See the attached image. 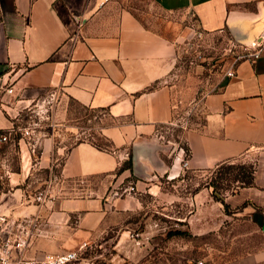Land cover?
<instances>
[{"label":"crops","instance_id":"crops-1","mask_svg":"<svg viewBox=\"0 0 264 264\" xmlns=\"http://www.w3.org/2000/svg\"><path fill=\"white\" fill-rule=\"evenodd\" d=\"M148 1L167 13L191 15L190 25L197 30L226 31L248 50L264 29V0ZM101 2L0 0V83L12 87L0 95V131H10L8 142L0 145V212L15 223H30L23 255L68 249L74 238L101 232L112 213L137 207L132 196H73L70 183L117 176L133 180L139 191L141 184L165 173L164 158L173 146L165 130L185 101L198 104L202 120L180 131L188 155L177 147L170 160L172 175L180 169L208 170L225 160H250L252 185L237 188L223 201L264 234V43L256 59L238 60L232 76L222 75L216 89L196 101L194 91L184 94L171 81L175 42L141 24L123 0ZM188 29L185 23L179 26L178 37ZM50 90L61 101L102 110L106 122L100 132L110 149L82 140L65 150L43 135L36 139V151L34 140L17 131V119L29 102ZM128 154L132 172L116 174ZM57 159L59 164L53 162ZM52 167L48 197L36 202L43 184L35 170L46 175Z\"/></svg>","mask_w":264,"mask_h":264},{"label":"rangeland","instance_id":"rangeland-1","mask_svg":"<svg viewBox=\"0 0 264 264\" xmlns=\"http://www.w3.org/2000/svg\"><path fill=\"white\" fill-rule=\"evenodd\" d=\"M123 4L145 27L175 42L176 64L171 81L184 94L194 91L196 101L216 89L226 67L244 52L245 46L226 31L203 32L192 27L189 14L184 17L164 12L148 0H123ZM183 23L189 29L178 37ZM47 94L37 96L19 111L17 126L28 130V140L35 143L40 136L49 135L53 146L63 145L65 150L82 140L104 142L100 129L106 115L102 110ZM201 120L198 104L185 101L174 110L175 125L164 134L173 144L164 158L168 169L147 185L141 184L139 191L132 186L133 180L120 181L117 176L84 177L70 183L73 196L104 194L105 199L132 196L138 200L134 209L112 213L107 227L96 236L74 238L65 250H76L86 243L78 264H264V234L260 228L246 215L229 207L224 211L220 200L210 195V180H216L215 191L222 199L235 190L238 183L231 173L218 179L223 166L202 171L180 169L176 176L171 173L170 160L182 145L180 131ZM34 147L37 151L38 143ZM53 162L59 164V159ZM228 163L252 164L242 158ZM53 168L48 176L35 170L43 184L38 190L43 192L42 200L36 202L48 197L47 183Z\"/></svg>","mask_w":264,"mask_h":264},{"label":"built area","instance_id":"built-area-1","mask_svg":"<svg viewBox=\"0 0 264 264\" xmlns=\"http://www.w3.org/2000/svg\"><path fill=\"white\" fill-rule=\"evenodd\" d=\"M107 0H102L101 3ZM264 43V29L260 32L257 41L252 45L251 50L244 48V52L241 55H237L235 59L226 67L223 75L230 77L233 75L234 66L240 59H248L253 61L256 59L261 51V47ZM12 91V87H9L7 83H0V95L9 94ZM50 98L55 97L56 91L50 90L47 94ZM169 125H175L173 121L169 122ZM12 130V129H11ZM21 135H28V130L18 129ZM10 131H0V145L7 143L9 140ZM179 151H182L179 148ZM182 153V152H181ZM182 160V159H181ZM182 165H185V161L182 160ZM132 190V188L130 187ZM43 192H37L34 196L35 201H41ZM32 233L31 225L26 220H20L14 222L8 220L4 214L0 212V264H78L79 253L82 249H85L86 243L83 242L76 250H63L54 253H44L39 256L28 257L23 255L22 251L26 248L27 239ZM196 264H205L204 262H197Z\"/></svg>","mask_w":264,"mask_h":264},{"label":"trees","instance_id":"trees-1","mask_svg":"<svg viewBox=\"0 0 264 264\" xmlns=\"http://www.w3.org/2000/svg\"><path fill=\"white\" fill-rule=\"evenodd\" d=\"M99 110V109H98ZM104 142H90L93 146H95L98 149H104V150H108L110 149V142L108 141L107 138H105L104 136H102L101 138ZM89 142V141H88ZM181 149L184 152V156L188 155V148L185 145H181L180 146ZM230 160H225L222 162H219L218 164L215 165L216 168H219L222 166L223 171H219V178L222 177L223 174H232V179L234 181H236L238 184L235 187V190L239 187H245V186H250L252 185L253 182V172H254V166L253 164H239V165H234V164H229ZM123 170H129V172H132V164H131V156L128 154L127 158L125 160H123L120 165L118 166V168L115 170V173L118 174ZM208 187L211 188L210 190V195L216 199V200H220L223 210L225 211L227 209V205L223 202V199L220 198L215 189L218 187L216 180H210V182L208 183ZM233 192V191H231ZM182 234V232H180Z\"/></svg>","mask_w":264,"mask_h":264},{"label":"water","instance_id":"water-1","mask_svg":"<svg viewBox=\"0 0 264 264\" xmlns=\"http://www.w3.org/2000/svg\"><path fill=\"white\" fill-rule=\"evenodd\" d=\"M262 230L264 231V228H262Z\"/></svg>","mask_w":264,"mask_h":264}]
</instances>
